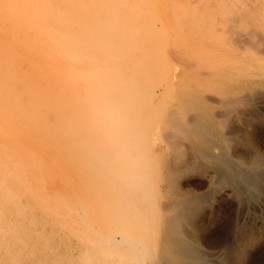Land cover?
I'll use <instances>...</instances> for the list:
<instances>
[{"label":"rangeland","instance_id":"1","mask_svg":"<svg viewBox=\"0 0 264 264\" xmlns=\"http://www.w3.org/2000/svg\"><path fill=\"white\" fill-rule=\"evenodd\" d=\"M245 11L252 14L248 17ZM18 14L24 59L52 60L56 76L61 64L64 85L59 101H66L69 119L81 110L85 118H79L81 112L69 124H55L61 116L54 115L61 109L48 118L31 106L26 108L40 115L30 108L14 109L16 124L11 120L8 124L15 134L0 135V189L8 196L5 212L19 213L3 219L0 264H264V100L249 106L245 114L225 116L238 81L246 74H264V0H19ZM124 92L128 110L132 104L126 101L134 97L135 122L160 130L147 148H131L129 156L119 157L112 129L118 117L117 98ZM25 99L19 95L17 100ZM91 113L98 123L102 120L100 129H109L107 140L118 144L110 150L109 142L100 141L103 136H94L98 146L105 141L110 155L115 151L123 162L113 159L111 166L101 150L105 162L98 163L96 139L95 153L90 144L94 138L89 141L83 127L75 130L73 123L79 121L88 129L96 121L88 120ZM168 119L184 127L177 125L183 138ZM195 119L214 154L202 153L200 139L192 137ZM69 130L84 135L78 133L77 140ZM105 132L100 135L107 136ZM71 136L79 142L72 143ZM82 147L89 153L84 154ZM110 155L108 160L114 157ZM109 165L118 173L107 172ZM128 167L135 169V177ZM123 172L129 174L125 181L120 180L121 175L122 180L127 177ZM127 180L137 186L135 191L130 185L126 188ZM143 207L147 213L141 212ZM119 229L128 235L126 242L137 247V259L110 245L114 231L121 241Z\"/></svg>","mask_w":264,"mask_h":264},{"label":"bare ground","instance_id":"2","mask_svg":"<svg viewBox=\"0 0 264 264\" xmlns=\"http://www.w3.org/2000/svg\"><path fill=\"white\" fill-rule=\"evenodd\" d=\"M256 4V3H255ZM254 4V5H255ZM18 5H19V0H0V135H4L5 137H7V138H9V137H13V134H15V132L13 131V127L12 126H10L9 124H8V121H12V125H15L16 123H14V118H12V113H13V111H14V109L15 108H17L18 109V107H24L25 108V111L28 109V108H30V107H28V108H26L27 106H31V107H34V108H36V110H38L39 112H40V114H41V116H43V117H45V118H48L51 114H52V112L53 111H55L56 109L58 110V109H61L62 110V112L61 113H63V114H61V113H57V110L55 111L57 114L56 115H54V116H58V117H60L61 116V118L60 119H58V120H55L56 121V123L55 124H57V122L58 123H62V124H64V125H66V123H68L69 124V122H67V121H70L71 120V118L73 119L74 117H78L79 116V114L78 113H81L83 110H81V112L79 111L78 113H77V115L76 116H74V117H71L70 119H69V116H68V114H67V112L69 113L70 112V110H68V105H67V103H66V101H59V94H60V92H61V90L63 89V66L61 65V64H59L58 65V71H57V76H56V68H55V63L52 61V60H50V59H42V60H40V59H36V60H25L24 58V56H23V54H22V48H21V43H20V35H19V28H18V18H19V14H18ZM246 12V11H245ZM248 12V17H249V12L250 11H247ZM246 12V13H247ZM251 12H252V10H251ZM250 12V14H252ZM245 13V14H246ZM254 14V13H253ZM251 16V15H250ZM254 16V15H253ZM236 19V18H235ZM251 19V18H250ZM253 19V18H252ZM231 21V20H230ZM234 21V20H233ZM236 21V20H235ZM234 21V22H235ZM233 22V23H234ZM237 22H239V21H237ZM237 22H235V23H237ZM232 23V22H231ZM244 24V23H243ZM237 24H235V25H233L234 27L236 26ZM237 28V27H236ZM134 29V28H133ZM124 30V29H123ZM235 30V29H234ZM121 31V30H120ZM132 32H133V30H132ZM40 33V32H39ZM234 34H236V33H234ZM233 34V35H234ZM39 35V34H38ZM246 35V34H245ZM254 35V34H253ZM41 36V35H40ZM248 36V35H247ZM259 36V35H258ZM109 37V36H108ZM236 37V36H235ZM243 37V36H242ZM250 37H251V35H250ZM41 38V37H40ZM252 38V37H251ZM257 38V37H256ZM240 39V38H239ZM242 39V38H241ZM246 39V38H245ZM236 41H238V40H236ZM242 41V40H241ZM244 41V40H243ZM247 41V40H246ZM250 41V40H249ZM253 41H255V39L253 40ZM245 42V41H244ZM230 43V42H229ZM242 43V42H241ZM259 43V42H258ZM62 44V43H61ZM249 44V43H248ZM255 44V43H254ZM253 43L251 44V46L252 45H254ZM240 45H244L243 43L242 44H240ZM261 46L262 47V45H261V42H260V44H258V46ZM255 46V45H254ZM257 46V47H258ZM263 46H264V44H263ZM133 47V46H132ZM259 48V47H258ZM139 49V48H138ZM250 49V48H249ZM257 49V48H256ZM140 50V49H139ZM232 50V49H231ZM260 50H262L261 48H260ZM141 52V51H140ZM264 52V51H263ZM131 54V53H130ZM144 54V53H143ZM133 55V54H132ZM36 58H42V57H36ZM44 58H46V57H44ZM48 58V57H47ZM177 59V58H176ZM188 62V61H187ZM186 63V62H185ZM247 67V66H246ZM249 67V66H248ZM251 69V68H250ZM263 75V76H262ZM240 76V75H239ZM89 78V77H88ZM77 84V83H76ZM133 87V86H132ZM127 95H128V93H126ZM125 94V92L124 93H121V94H119V96H118V98H117V122H116V124L114 125V128L112 129V130H115V132H116V137H117V139H118V144H119V150H117L116 152H117V154L119 153V151H120V153H119V157L121 156V155H125L126 154V152L127 153H129L130 152V149L131 148H135L136 150H139V149H141V148H147L148 147V145H147V143L148 142H150L152 139H151V137H153L154 135H156L158 132H159V130H160V127L158 126V127H156V126H151V125H149V126H145L144 124H141V123H136L135 122V117L134 116H131V111H133V109H134V103H132V98L134 99V97H128V99H127V101H126V103L128 102H130L131 101V104H132V106H131V109L132 110H128V105L127 104H125V97L127 96ZM129 94L130 95H132L133 96V94H131V92H129ZM19 95H24L25 97H26V99H25V101H18L17 99H18V96ZM126 95V96H125ZM129 95V96H130ZM55 96V97H54ZM68 96V95H67ZM54 97V98H53ZM80 99H81V97H80ZM206 100V99H205ZM261 100H264V74H252V75H244L243 76V78L242 79H240L239 81H238V83H237V86L235 87V89H234V91H232L231 93H230V95H229V101H227L228 102V105L227 106H229L228 108H227V110L225 111L227 114H225V116L226 115H229V117H230V115H235V114H237V115H241V114H245L246 112H247V110L249 109L248 107L249 106H252L255 102H259V101H261ZM212 101V100H211ZM210 102V101H209ZM225 102V101H224ZM261 102H263V101H261ZM55 103V104H54ZM215 103V102H214ZM220 103H221V101H220ZM258 104V103H257ZM264 104V103H263ZM35 105V106H34ZM128 107V108H127ZM34 108L32 109V108H30V109H32V111H33V113L35 112V110H34ZM126 108H127V110L129 111V114L127 113V115L128 116H126L125 115V112L127 111L126 110ZM19 109H21V108H19ZM18 109V110H19ZM29 110V109H28ZM126 110V111H125ZM254 110V109H253ZM114 111V110H113ZM127 111V112H128ZM202 111V110H201ZM39 112H35V114L36 113H38V115H40L39 114ZM59 112V111H58ZM208 112V111H207ZM19 113V112H18ZM26 113H28L29 114V112L27 111ZM204 113V112H203ZM27 114V115H28ZM31 114V113H30ZM29 114V115H30ZM83 114H84V112H82V116L80 115V117L79 118H81V119H84L85 117L83 116ZM210 114V113H209ZM221 114H223V113H221ZM24 117L23 118H25V115L24 114H22ZM72 115V114H71ZM91 115H93L92 117H91ZM91 115L89 114V117H88V120L89 121H92V119L94 118V120H96L95 119V116H94V114L93 113H91ZM31 116V115H30ZM53 116V117H54ZM126 116V117H125ZM171 117H173L174 118V120H175V122H177V118L176 117H174V115H170ZM244 116V115H243ZM29 117V116H28ZM57 117V118H58ZM82 117H84V118H82ZM191 117V116H190ZM221 117H223V116H221ZM232 117V116H231ZM231 117H230V119H231ZM20 118V117H19ZM55 118V117H54ZM57 118H55V119H57ZM126 118H129V120H126ZM226 118H228L227 116H226ZM21 119V118H20ZM27 119H29V118H27ZM31 119V118H30ZM40 119V118H39ZM44 119V118H43ZM78 119V118H77ZM113 119V118H112ZM170 119H172V118H170ZM170 119H168V121H170V123H169V126L171 127L172 126V124H175L176 126L175 127H173V129L175 128V130H176V132H177V130L178 129H180V128H178L177 129V125L180 127L181 125H179V120H178V122L179 123H172V121L173 120H170ZM191 119V118H190ZM193 119V118H192ZM238 119H240V118H238ZM74 120H75V118H74ZM107 120H110V119H107ZM189 120V119H188ZM196 120V119H195ZM42 121V120H41ZM78 121V120H77ZM98 121H99V119L98 120H96V121H93L92 123L91 122H89V123H91L92 125H94L95 124V126L93 127L92 125L91 126H87V128L88 129H86V125L83 123V126H81V123H79V121L78 122H76V124H74L73 123V125H74V127L76 128L75 130H80V131H82L84 128V130H86V132L84 133L85 135L87 134V132H88V134H89V136L87 137L88 138V140L90 141V140H92V137L94 138L93 139V142L92 141H90V144H91V148H94L95 146H93L92 144L94 143V145H95V141H97V146L96 147H99L100 146V148H98L99 149V153H97V158H98V163H99V159H101V163L103 164V162H105L104 161V158H102L101 157V155L100 154H102V153H100L101 152V150L103 151H105V153H106V155H105V153L102 155L103 157H105V160L106 161H113V159H115L113 162H117L118 160H121L118 156H115V155H117L116 153H115V151H113V153L112 154H114V155H110V150H113V149H115L114 147H118V144L116 145V143H114L113 141H111V142H109L108 140H107V137L109 138V136L107 135L108 134V131L107 130H109V129H106L105 127H103V129L104 130H102V129H100L99 128V126L100 125H102L101 124V122H102V120L98 123ZM139 121V120H138ZM167 121V122H168ZM48 122H51V121H48ZM96 122V123H95ZM188 122V121H187ZM196 122V124L194 123V121H193V123L192 124H194V126L192 127V129H193V135H192V137L194 138V136L195 137H197L198 139H200V143H201V152L202 153H205V152H208V151H212L211 153L212 154H214V152H213V150H211V148H212V145H211V143H209L210 141L208 140H206V139H204L205 137H203L201 134H200V132L204 129V128H202V126L200 125V123L198 124L197 123V120L195 121ZM27 123V122H26ZM42 123H44V122H42ZM77 123H79L80 124V126H78V124ZM144 123V122H143ZM172 123V124H171ZM191 123V122H190ZM232 123H234V122H232ZM50 124V123H49ZM54 124V123H53ZM70 124H71V122H70ZM100 124V125H99ZM103 124H105V123H103ZM171 124V125H170ZM180 124H183L184 125V123H180ZM229 124V123H228ZM45 125V124H44ZM50 125H52V124H50ZM72 125V124H71ZM72 125V126H73ZM85 125V126H84ZM188 125H190V124H188ZM218 125H220V124H218ZM61 126V125H60ZM59 126V127H60ZM70 126V125H69ZM68 126V128L70 129V127H71V129H73V127L72 126H70L69 127ZM191 126V125H190ZM220 126H222L221 127V131H222V129H223V125H220ZM220 126H219V128H220ZM50 127V126H49ZM58 127V126H57ZM78 127H81L80 129L78 128ZM82 127H83V129H82ZM106 127L108 128V126L106 125ZM169 127V128H170ZM216 127V126H215ZM14 128H16V129H18V127H14ZM43 128V127H42ZM62 128H65V129H62ZM78 128V129H77ZM94 128H97L99 131H101V132H98V131H94V135L91 133V131L93 132V130H94ZM191 128V127H190ZM60 129V128H59ZM61 129L63 130L62 132H64V133H66L67 131V129H66V127L64 126L63 127V125H62V127H61ZM70 129V130H71ZM89 129H91V131L89 130ZM181 129L183 130L184 129V127H182L181 126ZM181 129L178 131V132H180L181 131ZM28 130V129H27ZM40 130V129H39ZM42 130V129H41ZM53 130V129H52ZM69 130V134H71V132H73L74 131V133L76 134V136H77V134L78 133H80L81 134V132H78L77 133V131L75 132V130H72V131H70ZM96 130V129H95ZM105 130H106V132H105ZM66 131V132H65ZM89 131H90V133H89ZM111 131V130H110ZM161 131H163V130H161ZM165 131V130H164ZM162 132V136H163V133H165V132ZM169 131V130H168ZM192 131V130H191ZM204 131V130H203ZM18 132H20V130L18 131ZM45 132H47V130L45 131ZM103 132H105L106 133V135L107 136H105V135H100V133H102V134H104ZM172 132V131H171ZM178 132H177V135H179L178 134ZM223 132V131H222ZM20 133H22V132H20ZM64 133H62V134H64ZM68 133V132H67ZM66 133V134H67ZM82 133V134H83ZM96 133L98 134L99 133V135H96ZM168 133V132H167ZM183 133V132H182ZM181 132H180V137H182L183 138V136H184V134H183V136H181V134H182ZM184 133H186V132H184ZM81 134V135H82ZM83 134V135H84ZM110 134V133H109ZM171 134V133H170ZM169 134V135H170ZM172 134H173V132H172ZM68 135V134H67ZM73 135V134H72ZM79 135V134H78ZM93 135V136H92ZM111 135H113V134H111ZM3 136V137H4ZM64 136V135H63ZM62 136V137H63ZM66 136V135H65ZM69 136V135H68ZM76 136L74 137V138H76ZM80 136V135H79ZM94 136H97L98 138H101L102 136L103 137H105V138H103L102 137V139H100V141L101 140H106V142L108 143V145L106 144V146L107 147H109L110 148V150H109V148L107 149V148H105L106 146H104L105 145V141H104V145H103V142H102V145H100L101 143H100V141L98 140V138L97 137H94ZM161 136V138L163 139L162 141H165L164 140V136H165V134H164V136L162 137ZM167 136V135H166ZM78 137V136H77ZM170 137H171V135H170ZM176 137V136H175ZM70 138V137H69ZM74 138H73V136H71V139L73 140L72 141V143L75 141L74 140ZM83 138V137H82ZM85 138H86V136H85ZM166 138H169L168 136L166 137ZM172 138V137H171ZM182 138L180 139V140H182ZM14 139V138H13ZM17 139H19L18 137H17ZM24 139V138H23ZM64 139H65V137H64ZM77 140H79V137L78 138H76ZM81 139V138H80ZM96 139V140H95ZM170 139V138H169ZM168 139V140H169ZM6 140V139H5ZM15 141H18V140H16V139H14ZM76 140V141H77ZM85 140V139H84ZM95 140V141H94ZM176 140V139H175ZM184 140V139H183ZM224 140V139H223ZM229 140V139H228ZM11 141H12V139H11ZM15 141H13V143L15 142ZM67 141V140H66ZM65 141V142H66ZM71 141V140H70ZM75 141V142H76ZM83 141V140H82ZM86 141V140H85ZM98 141H99V146H98ZM173 141V140H172ZM23 142V141H22ZM31 142V141H30ZM69 142V141H68ZM75 142H74V144H75ZM79 142V141H78ZM78 142H76V143H78ZM84 142V141H83ZM88 142V141H87ZM86 142V143H87ZM171 142V141H170ZM225 142V144H226V141H224ZM16 143V142H15ZM18 143H19V141H18ZM17 143V144H18ZM81 143V142H80ZM114 144V145H111V144ZM179 144H180V141L178 142ZM229 143V142H228ZM227 143V145H229V146H231L230 144H228ZM19 144H21V143H19ZM24 144H25V141H24ZM33 144V143H32ZM35 144V143H34ZM61 144H64V143H61ZM73 144V145H74ZM83 144V143H82ZM85 144V143H84ZM88 144V143H87ZM86 144V145H87ZM166 144H168V142L167 143H165V145ZM174 146H175V144H174V142L172 143ZM177 144V143H176ZM178 144V145H179ZM197 144V143H196ZM214 144V143H213ZM28 145V144H27ZM77 145V144H76ZM170 145L171 144H169V146H167V147H170ZM215 145V144H214ZM14 146H15V144H14ZM23 146V145H22ZM75 146V145H74ZM79 145H77L76 146V148L78 147ZM102 146H103V149H101L102 148ZM177 146V145H176ZM18 147V146H17ZM50 147V146H49ZM79 147H81V145L79 146ZM172 147V146H171ZM178 147V146H177ZM199 147H200V144H199ZM25 148H26V146H25ZM64 148H65V146H64ZM86 148V147H85ZM105 148V149H104ZM127 148V149H126ZM172 148H174V147H172ZM214 148V147H213ZM229 149H230V147H228ZM19 149H21V148H19ZM27 149H28V147H27ZM40 149V148H39ZM44 149V148H43ZM82 149H84V147H82ZM95 149V148H94ZM93 149V150H94ZM108 151H107V150ZM179 147H178V151H179ZM10 150H12L11 148H10ZM23 150V149H22ZM41 150V149H40ZM78 150V149H77ZM76 150V151H77ZM85 150V149H84ZM168 150V149H167ZM171 150V149H170ZM176 150H177V148H176ZM175 150V151H176ZM1 151H3L4 152V154H8V155H10V153H6V151L7 150H1ZM13 151V150H12ZM27 151H29V150H27ZM30 151L34 154V152H33V150H31L30 149ZM29 151V152H30ZM88 150H85V152L86 153H84V154H87V153H89V152H87ZM174 151V150H173ZM221 151V150H220ZM219 151V152H220ZM29 153V155L31 156V154L32 153ZM95 153L97 152L96 151V149H95V151H94ZM222 152V151H221ZM79 153V152H78ZM108 153H109V155L110 156H114L113 158H112V160H108L107 158H111V157H109V155H108ZM226 153V152H225ZM26 154H28V152L26 153ZM83 154V155H84ZM93 154V153H92ZM91 154V155H92ZM163 154V153H162ZM175 154H177V153H175ZM15 155V154H14ZM89 155V154H88ZM88 155H86L87 157H85V158H88V160H89V157H90V160H92V158H91V155H89V157H88ZM96 155V154H95ZM99 155V156H98ZM126 155H128V154H126ZM179 155V154H178ZM195 155V154H194ZM35 156V157H34ZM82 156V155H81ZM80 156V157H81ZM107 156V157H106ZM129 156V155H128ZM172 156V155H171ZM224 155H222V157H223ZM32 157H34V158H36V155H32ZM83 157V156H82ZM119 159H118V158ZM125 157V156H124ZM123 157V158H124ZM170 156H167L166 157V159H168ZM172 157H174V156H172ZM171 157V159H173ZM181 157V156H180ZM197 157V156H196ZM196 157H194L195 158V160L196 159H198V158H196ZM206 157V156H205ZM218 157V156H217ZM13 157H11V159H12ZM74 158V157H73ZM84 158V157H83ZM126 158V157H125ZM203 158H204V156H203ZM7 159H10V158H7ZM94 159V158H93ZM96 159V158H95ZM207 159H210L211 160V162L213 161L212 160V158H208V155H207ZM226 159V158H225ZM13 160V159H12ZM37 160V158L36 159H34L33 161H36ZM128 160H129V158H128ZM169 161H170V159H168ZM166 161V163L168 162L169 163V161ZM173 160H175V159H173ZM205 160H206V158H205ZM209 160V161H210ZM221 160H223V158L221 159ZM198 161H199V159H198ZM224 161V160H223ZM13 162V161H12ZM15 162V161H14ZM36 162H39V165H40V161H36ZM90 162V161H89ZM110 162H109V164H110ZM119 162V161H118ZM121 162H123V159L121 160ZM125 162H127V159L124 161V163ZM1 163H2V160H1ZM71 163V162H70ZM78 163H79V161H78ZM92 163H93V161H92ZM98 163H96V161H94V165L96 166ZM124 163H123V168H124ZM137 163V162H136ZM139 163V162H138ZM196 163V162H195ZM226 165H228L227 163H226V160H225V162H224ZM255 163H257V161L255 162ZM12 164H14V163H12ZM71 164H73V163H71ZM91 164V163H90ZM112 164V163H111ZM110 164V165H111ZM114 164V163H113ZM112 164V165H113ZM119 164V163H118ZM126 164V163H125ZM127 164H128V162H127ZM126 164V166H129V165H127ZM172 165H174L173 164V161H172V163H171ZM230 164V163H229ZM105 165H107V163H105ZM105 165H104V168H106L105 167ZM110 165H109V168L110 169H108L107 170V172H110V171H112L113 173H118V172H114L115 170L114 169H111V167H110ZM111 165V166H112ZM117 165V164H116ZM116 165H114L116 168H117V166ZM142 165V164H141ZM147 165V164H146ZM165 165V164H164ZM5 166V165H4ZM13 166H15V165H13ZM52 166V165H51ZM73 166V165H72ZM74 166H75V164H74ZM139 167H140V165H138ZM143 166H145V163H143ZM166 166H167V164H166ZM166 166H165V171H166ZM178 166V165H177ZM185 166H187V165H184V168H186ZM11 167V166H10ZM16 167V166H15ZM14 167V168H15ZM76 167V166H75ZM100 167V166H99ZM180 166H178L177 168H179ZM182 167V166H181ZM229 167H231V165H229ZM93 168V167H92ZM96 168H97V166H96ZM100 168H102V166L100 167ZM99 168V169H100ZM108 168V167H107ZM129 168V167H128ZM176 168V167H175ZM183 168V169H184ZM40 169V166L38 167V170ZM90 170H92L91 168H89ZM95 169V168H94ZM98 169V168H97ZM119 169V168H118ZM130 169V168H129ZM141 169H142V167H141ZM144 169V168H143ZM181 169V168H180ZM179 169V171L180 172H182L181 170ZM232 169H233V167H232ZM232 169H231V171H232ZM67 170V169H66ZM76 170H77V168H76ZM101 171H102V169H100ZM99 170V171H100ZM117 170V169H116ZM132 169H130V171H131ZM168 171H169V173H170V170H169V168L167 169ZM177 170V169H176ZM175 170V171H176ZM253 170V169H252ZM255 170V169H254ZM133 171H134V177H135V169H133ZM133 171H131V172H129L130 174L131 173H133ZM143 171V170H142ZM173 171V170H172ZM221 171H222V169H221ZM249 171V170H248ZM258 171V170H257ZM40 172V171H39ZM103 172V171H102ZM106 172V169H105V171L103 172V173H105ZM180 172H179V174H180ZM223 172H224V170H223ZM232 172H235L234 170L232 171ZM256 172V171H255ZM260 172H262L261 170H260ZM9 174H10V172H8ZM12 173V172H11ZM40 173H42V172H40ZM124 173V172H123ZM122 173V174H123ZM126 173V172H125ZM124 173V174H125ZM128 173V172H127ZM126 173V174H127ZM177 173V172H176ZM175 173V174H176ZM244 173V172H243ZM252 173V172H251ZM263 173V172H262ZM105 174H107V173H105ZM123 174V175H124ZM170 174H172V172L170 173ZM236 174V173H235ZM253 174V173H252ZM254 174H256V173H254ZM258 174V173H257ZM256 174V175H257ZM261 174V173H260ZM18 175V174H17ZM131 175H133V174H131ZM174 175V174H173ZM245 175V174H244ZM262 175V174H261ZM261 175H258V176H261ZM107 176H111V175H107ZM118 176H120V174L118 175ZM137 177H136V179H138L139 177H138V175H136ZM226 176V175H225ZM255 176V175H254ZM237 177V176H236ZM262 177V176H261ZM260 177V178H261ZM128 179L129 178V174H127V177H126V175H125V177L123 176V179L124 180H122V175H121V181H125V179ZM132 178V177H131ZM249 178H251V176L249 177ZM109 179H112V178H109ZM135 179V181L137 182V180ZM252 179V178H251ZM255 179H257V177H255ZM264 179V178H263ZM176 180V179H175ZM222 180V179H221ZM114 181V180H113ZM128 181V180H127ZM249 181V180H248ZM247 181V182H248ZM259 181V180H258ZM104 182H105V180H104ZM115 182V181H114ZM165 182V181H164ZM174 183L175 181H171V183ZM244 182V181H243ZM172 183V184H173ZM249 183V182H248ZM247 183V184H248ZM260 183H261V181H260ZM107 184H108V182H107ZM112 184H114V183H112ZM122 184H125V182H122ZM138 184V183H137ZM127 185H130V182L128 181V183L126 184V188H127ZM131 185H133V184H131ZM131 185L129 186V187H131ZM111 186H113V185H111ZM249 186H250V183H249ZM251 186H252V184H251ZM258 186H259V184H258ZM12 187H13V185H12ZM135 187H137V186H134V187H131L132 189L133 188H135ZM238 187H239V185H238ZM260 187V186H259ZM119 188V187H118ZM130 188V189H131ZM139 188H141L140 186H139ZM139 188H138V190H136V192L137 191H139ZM240 188V187H239ZM107 189H111V188H107ZM121 189L122 190H124L125 188H122L121 187ZM242 189V188H241ZM240 189V190H241ZM7 190V189H6ZM142 190V189H141ZM125 191V190H124ZM123 191V192H124ZM128 191H129V188H128ZM132 191V190H131ZM131 191H130V193H131ZM133 191H135V189H133ZM111 194V193H110ZM115 194V193H114ZM133 193H131V195H132ZM138 194H140L139 192H138ZM112 195V194H111ZM117 195V194H116ZM125 195V194H124ZM126 196V195H125ZM133 196V195H132ZM136 196V194H134V196L133 197H135ZM139 195H137V198H139L138 197ZM140 196L142 197V195L140 194ZM119 197H121V195H119ZM119 197H117L118 199H117V202H118V200L120 199ZM127 197V196H126ZM8 199V196L7 195H5L2 191H1V189H0V233H2L3 231H4V229H3V226H2V222H3V219H12V217L13 216H15V215H17L19 212H18V210L16 209V210H12L11 211V213L10 214H7L6 212H5V205H4V203L6 202V200ZM176 199V198H175ZM174 199V200H175ZM121 200H123V199H121ZM126 200V199H125ZM125 200H123V201H125ZM134 201H135V199H133ZM177 200V199H176ZM180 200V199H179ZM127 201H128V198H127ZM130 201V200H129ZM136 201H137V199H136ZM182 201V200H181ZM131 202V201H130ZM145 202V201H144ZM180 202V201H179ZM179 202L178 201H176L175 202V204L177 205V204H179ZM185 202H187V201H185ZM120 203V202H119ZM140 203V202H139ZM139 203H138V205H139ZM172 204V203H171ZM181 204V203H180ZM127 205V204H126ZM130 205V204H129ZM128 205V206H129ZM175 205V206H176ZM182 205V204H181ZM180 205V206H181ZM131 206H132V204H131ZM148 205H146V207H147ZM168 206V205H167ZM170 206V205H169ZM172 206H173V204H172ZM178 206V205H177ZM176 206V208L178 209L179 208V206L177 207ZM130 207V206H129ZM133 207V206H132ZM138 207V206H137ZM147 208H149V206L147 207ZM176 208H171V209H176ZM189 208H191V207H189ZM143 209H145L146 210V208L145 207H143L142 208V211H141V209H139V211H141V212H144L143 211ZM164 209H165V207H164ZM167 209V208H166ZM169 209V208H168ZM167 209V210H168ZM180 209V208H179ZM183 209V208H182ZM186 209V208H185ZM188 209V208H187ZM121 210V209H120ZM131 210V209H130ZM134 210V209H133ZM166 210V211H167ZM184 210V209H183ZM148 211V210H147ZM171 211V210H170ZM175 212H177V211H175ZM136 213V212H135ZM144 213H147L146 211L144 212ZM179 213V212H178ZM119 214V213H118ZM132 214V213H131ZM134 214V213H133ZM132 214V215H133ZM117 215V214H116ZM180 214H178V216H179ZM147 216V215H146ZM167 217V216H166ZM170 218H171V216H169ZM173 217V216H172ZM182 217V216H181ZM115 218V217H114ZM168 218V217H167ZM166 218V219H167ZM173 219V218H172ZM183 219V218H182ZM131 220H132V218H131ZM149 220V219H148ZM187 220H189V217H188V219ZM169 221V220H168ZM174 221V220H173ZM173 221H171V219H170V224L173 222ZM190 221H191V219H190ZM193 222V221H192ZM168 223V222H167ZM173 224H174V222H173ZM194 224V223H193ZM197 224V223H196ZM180 226H181V224H180ZM183 227V226H182ZM185 228L183 227V229L182 230H184ZM119 233L117 232V235L118 234H121V236H122V238H121V236L119 237V238H121V241L119 242L118 241V237L115 235L116 233H115V231H114V233H112V236H110V235H108V237L110 236V238H109V243H110V245H112V246H118V248L119 247H122L128 254H130L129 256H132L133 258H135V259H137L139 256H138V254H137V247L135 246V247H133V246H130L127 242H126V235L127 234H125V235H123V233H122V230L121 229H119ZM167 232V231H166ZM186 232V231H185ZM180 233V232H179ZM78 234V233H77ZM128 236V235H127ZM120 240V239H119ZM173 243V242H172ZM121 248V249H122ZM181 248V247H180ZM179 248V249H180ZM175 249V248H174ZM186 249V248H185ZM184 249V250H185ZM188 250V249H187ZM190 256V255H189ZM196 256V255H195ZM132 259V258H131ZM135 262V261H134ZM138 263V262H137Z\"/></svg>","mask_w":264,"mask_h":264}]
</instances>
